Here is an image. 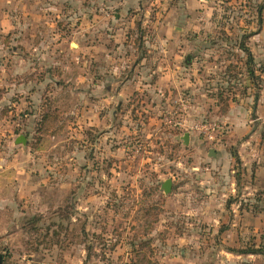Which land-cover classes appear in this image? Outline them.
Instances as JSON below:
<instances>
[{
  "label": "rangeland",
  "instance_id": "rangeland-1",
  "mask_svg": "<svg viewBox=\"0 0 264 264\" xmlns=\"http://www.w3.org/2000/svg\"><path fill=\"white\" fill-rule=\"evenodd\" d=\"M0 79L2 264L264 250V0H0ZM239 111L261 136L245 166Z\"/></svg>",
  "mask_w": 264,
  "mask_h": 264
},
{
  "label": "crops",
  "instance_id": "crops-1",
  "mask_svg": "<svg viewBox=\"0 0 264 264\" xmlns=\"http://www.w3.org/2000/svg\"><path fill=\"white\" fill-rule=\"evenodd\" d=\"M255 104H257V105H256V107H254L253 111H257V114L259 116L258 119H262V115H259V113L261 114L262 111H264V95L263 94L260 97V99H258L257 102H255ZM239 113H240L239 116H237V115L235 116V114L233 113L229 117L230 123L233 125L232 126V129H233L232 130L233 131L232 135H234L233 138L230 139V140H232L233 143L241 144L240 148H238V150H239L238 152H239V156H241L240 157L241 161L244 162L243 166H245L249 162L248 157L245 156L246 153H248L247 151L249 149H251L253 151L252 147H250L251 140L254 141V142H257V144H255V146H257L258 142H260V141H258V139L261 136L259 135L260 133H259L258 129L256 127H252L251 126V122H254L255 120L247 121V118H248L247 113L245 114V112H243V111H239ZM260 140H261V138H260ZM220 152H224V151H220V149H217L216 152L214 153V155L217 157L218 155L221 154ZM231 159L228 158V162ZM259 176H260L259 178H261L262 182L264 183V179H263L264 178V174L261 173ZM229 191L230 192H234L235 191L234 185L229 189ZM242 217L244 218V220H248L249 219V223H250L249 226L253 227V230H255V234L258 233L259 230H261L262 226L260 227L261 223L259 222L260 220L257 217H255L253 215H249L248 213H246ZM224 231H225V235H226L227 233H229L230 228H229V230L226 229ZM232 235L237 236V235H241V233H235V234H232ZM232 237H234V236H232ZM249 248L250 249H258L260 247H259V245H255L254 247H247V248L236 249V250L235 249L229 250V249L225 248L224 252H225L226 255H230L233 258H236L238 260H242V261H240V264H242L244 257H246V258L247 257L258 258L260 256L264 257V256L259 255V254H243L242 253V251H245V250H247ZM229 260L232 261L231 259H229Z\"/></svg>",
  "mask_w": 264,
  "mask_h": 264
},
{
  "label": "water",
  "instance_id": "water-1",
  "mask_svg": "<svg viewBox=\"0 0 264 264\" xmlns=\"http://www.w3.org/2000/svg\"><path fill=\"white\" fill-rule=\"evenodd\" d=\"M257 100H258V94L255 96V102H257ZM184 140L185 141L187 140V136H185ZM24 141H25V139L23 137H20L17 140V143L24 142ZM210 155H214L213 150L210 151ZM161 187L165 193H169L171 191V181L170 180L165 181ZM0 264H2V257L1 256H0Z\"/></svg>",
  "mask_w": 264,
  "mask_h": 264
},
{
  "label": "trees",
  "instance_id": "trees-1",
  "mask_svg": "<svg viewBox=\"0 0 264 264\" xmlns=\"http://www.w3.org/2000/svg\"><path fill=\"white\" fill-rule=\"evenodd\" d=\"M259 12H261V10H259ZM243 254H259L264 256V250L262 247L258 248V249H247L245 251H242Z\"/></svg>",
  "mask_w": 264,
  "mask_h": 264
},
{
  "label": "built area",
  "instance_id": "built-area-1",
  "mask_svg": "<svg viewBox=\"0 0 264 264\" xmlns=\"http://www.w3.org/2000/svg\"><path fill=\"white\" fill-rule=\"evenodd\" d=\"M214 128H216V126L214 125V126H211L210 128H208V130H207V139L208 140H210V141H212V140H215V137H214V135H213V131H214ZM219 128V127H218ZM225 131H227V130H225Z\"/></svg>",
  "mask_w": 264,
  "mask_h": 264
}]
</instances>
